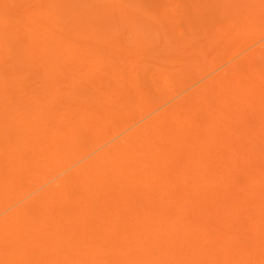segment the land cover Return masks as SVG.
Segmentation results:
<instances>
[{"label": "bare ground", "instance_id": "6f19581e", "mask_svg": "<svg viewBox=\"0 0 264 264\" xmlns=\"http://www.w3.org/2000/svg\"><path fill=\"white\" fill-rule=\"evenodd\" d=\"M171 1L173 2V0ZM133 2L134 1H132V3ZM181 2L182 1H180V3ZM217 2H219V0H217ZM220 2L222 1L220 0ZM250 3L255 9L257 5L256 0L255 3L252 1ZM218 4H216V6ZM222 4L224 6L223 2ZM199 6L201 8V5ZM58 7L60 8L59 5ZM185 7L187 6H184V8ZM256 8L258 9V12H256L259 13L258 16L255 15L254 9H248L249 12H247V9L244 12L239 10L234 11L245 17L244 23H241L243 26L247 23L249 25L248 29L245 27L247 33H244L240 28L244 34L253 31L250 30L253 29V24L249 23L254 22H252L253 19L250 22V17H253L257 21L259 19L258 22L264 23V21H262L264 16L259 12V6ZM250 11H253V14ZM190 12L188 11V13ZM215 13L217 14L216 10ZM233 14L234 20L230 18V21L233 20L236 22L235 19L237 17L235 16H238V14H235V16ZM248 15H250L248 18L250 20L245 22ZM221 17L222 15L220 18ZM239 17L241 18V16H238V18ZM214 18L212 20H214ZM220 18H218L220 22L224 20ZM151 19L153 20V17ZM165 19L167 18L165 17ZM235 22H233L232 26L230 25V29L232 27L236 28L233 26L237 24V22ZM239 22H243V20ZM255 24L258 26L260 23L255 22ZM49 25L51 26L52 23ZM256 25H254V27L258 28ZM166 26L168 25L166 24ZM226 28L227 27L221 30L220 36H223L224 34L222 33L228 30V28L227 30ZM206 29L208 30V28ZM232 30L234 29H231L229 32L231 33ZM256 30L258 31L259 29ZM8 31L11 30L9 29ZM241 31L238 33L239 36H243ZM227 32L226 34L228 36L229 32ZM19 34L21 35V33ZM19 34L17 36L19 40L16 41L17 38L14 37V43L19 42V45H21L23 41H20L22 36H19ZM27 34L24 36L26 37ZM206 34H208V32H206ZM249 34H251V37L252 34L255 35L253 32ZM231 35L233 34L231 33ZM259 35L262 36L260 31ZM191 36H189V38H191ZM233 40L235 39L232 38L230 40L228 38L226 43H231ZM0 42V44L4 45L3 41ZM226 43L224 45H226ZM201 46H203V44H200V47ZM0 48L3 47L0 45ZM9 51L7 50L8 54H14L9 53ZM24 51H26L25 53L28 51L29 53L27 54L30 55L31 50L26 49ZM13 58L15 60L14 56ZM33 59L34 58H32V60ZM115 62H117V59ZM239 62L241 64L240 60ZM21 63V61L19 63L18 59V62H16L17 69V65ZM42 63L43 62L40 64L42 65ZM199 63H196V65ZM172 65L175 64L172 63ZM237 65L238 64H236V66ZM33 66L34 65H32V67ZM145 66H147V64H145L144 67ZM189 66L190 68L192 67L191 63ZM199 66L201 67V65ZM28 67L26 70H28ZM138 67L142 68L141 65H138ZM193 68L194 67H192V69ZM10 69L11 68H9L7 72H9ZM34 69L31 68V70ZM138 69L137 72L143 77L142 75L145 74V72H143L144 69H140L141 72L138 71ZM14 70L16 71L15 67ZM26 70L21 72L23 73L22 79L28 80L31 78L30 73L34 72V74H36V70L33 72L30 70L31 72L29 71V74H27L29 77L26 76V78L24 77ZM93 70L95 69L93 68ZM145 71H147V74L144 77L146 79L144 83L146 81L150 83L152 81L154 82V80L151 81L149 79V68ZM101 72L103 71H98L97 75L93 73V75H95L94 78ZM156 72L153 70V75H156ZM179 73H181V71H179ZM128 76L129 73L126 77ZM137 76L136 74V77ZM147 76L148 78H146ZM90 77V81H93L92 75ZM171 77L172 76L169 78ZM203 77L204 76H202V78ZM138 79L140 80L139 84H141V86H139L142 88L141 91H143V78L141 79L138 77ZM5 81L7 83V80ZM20 83V88L27 87L24 86L25 82L22 84L20 81ZM82 83L81 81L80 84ZM96 83L100 84L104 83V81H97ZM109 83H111V81ZM154 83H156V86L158 84L157 87L154 85L156 88L153 86L154 89H151L152 87L148 89L149 86H152V83L149 84L147 82V84H145V87L146 85H148V87H146L144 91L148 93V90H151V93L146 94L147 99L139 95V97L143 99V102L147 103L146 100H148L147 106L150 101L151 103L154 101L153 104L155 105L160 102L161 98H168V92L166 95H163L161 93L164 91H160L161 93L158 92L159 90L157 91L159 87L162 89V81ZM169 84L165 85L169 87ZM1 85L2 83L0 84V88ZM22 85L24 87H22ZM29 85L28 82V86ZM212 85H214L213 82ZM3 88L6 89V87ZM11 88H14V86H11ZM5 89H1V91ZM81 89L83 91V88ZM204 89L205 88H202L201 90ZM234 89L228 87L227 92L222 94L217 101L214 99L213 95L211 96L214 101L211 100L212 98H210L209 101L207 100V98L209 99V96H207L208 94L203 95L202 99L199 96L198 99H195L196 103L205 102V106L202 104L203 107H200L198 103L199 107H196L197 105L192 107L189 105L191 108L188 107L184 110H181L182 108L179 109V104L177 105V103H179L178 99L177 103L174 101V95H176L174 93L172 94L173 97L167 100L165 99V102L168 103L172 100L176 104L171 103V101V104L168 103L170 104L169 106L164 107V105L162 107L160 105L161 102L159 103L160 110L157 108L160 111L159 113L153 114L157 111L155 109L138 117L134 122L132 118H130L131 122L129 121L128 124L125 120L126 117H124V120H122L123 122H121L123 115L122 117L120 116L119 113L121 109L118 108H122V105L121 107L118 105L117 108L115 106L114 108L117 109L115 110L119 111V113L116 111V113H112V111L108 112V110H106V115L111 114V117L113 116V118H116L115 120H117V123L119 121L121 124L125 122L126 126L130 123L133 124H130L131 126L125 128L121 132H115L112 138L106 142H103V139L98 137L103 144L95 146L92 150L89 148V152L87 153H79L77 155H74V153H77L78 149L71 144V139L64 136L65 132L63 135L62 133L56 135V131L45 129L47 132L44 133V136L46 133H48V135L45 137V140L42 141L40 139L44 131H41L40 128L34 129L32 127L31 130L26 131L19 127L21 123L28 121L27 119L31 122L36 120L37 117L40 116L37 112L33 111L30 115L28 113L25 117H15L11 124L3 125L8 132L7 134L15 143L8 146L6 143L8 135L3 136L2 130L0 129V264H264V148L260 150V147L255 144L247 147L251 148L255 146L253 147L255 149L252 150L251 148L246 150L243 145L239 144V142L242 143L246 138H249L246 134L247 131L246 129V133L242 131L241 124L243 122L240 124V122L233 121L236 112L233 113L234 115H228L229 111L226 112L225 110L230 103L229 101L235 98L233 97L235 96ZM18 90L15 91L16 94ZM19 91L18 96H20L19 99H21L22 95H19ZM144 91L141 94L146 98ZM206 91L208 92V90ZM10 92L12 93V91L8 93ZM157 92L159 93L158 97L160 99L156 97ZM223 92L224 91H222V93ZM8 93L7 95H9ZM88 93H91V91H88ZM239 93L237 91V94ZM69 94V92L67 94L65 93L67 96ZM150 94H152V99L149 97ZM184 94H186V92ZM242 94L244 95V93ZM139 97H137L138 100ZM204 97H206V99H203ZM127 98L129 97L127 96ZM19 99L17 101H19ZM44 99H46V97ZM63 99L65 100V97H62V100ZM132 99L135 103L134 98ZM154 99H157L158 102L156 101L155 103ZM79 101L78 99V102ZM210 101L212 104H210ZM140 102L143 104L142 100ZM140 102L136 103L138 104ZM207 102L210 103L208 104ZM238 102L234 100L233 103L237 105ZM242 102L246 103L244 101ZM12 103L13 102H11V104ZM185 103L188 102L185 101ZM243 103L237 106L240 107ZM93 104L96 105L94 102ZM181 104L183 105V101ZM192 104H194V102H192ZM123 105L127 104L123 103ZM156 105L158 106V104ZM85 106L87 105L85 104ZM138 106L139 104L137 107ZM140 108L142 107L140 106ZM90 110L92 111L93 109ZM138 110L139 107L136 112H133L134 110L131 108L128 109V112L137 114ZM241 110L243 111V109H239L238 113ZM83 111L85 110L83 109ZM93 111L97 112L96 109ZM123 113H125V111ZM100 114L103 113L101 112ZM263 114L264 113H262V116ZM81 115L82 114H80V116ZM84 115L86 114L84 113L83 116ZM103 115H101V118L105 117ZM253 115L250 117L252 118ZM118 116L121 117V119H119ZM134 116L137 115H131V117ZM232 116L234 118H232ZM255 116L256 117L252 119L253 122L256 118H258L257 121L260 122L261 120H259V118L262 116L257 117V114ZM49 117L51 118V116ZM76 117L78 118V116ZM76 117L74 118L76 119ZM56 119L55 116V120ZM75 119H72V122H74ZM91 119L93 120L92 117ZM91 119L89 118V120ZM106 119H108L107 116ZM83 120L84 119L81 121L80 119L79 121L83 124ZM94 121H92L91 124H93ZM84 122V124H86L85 126H87V119ZM99 122L98 125L102 123L101 121ZM116 122H109V124H116ZM69 123H71V121ZM243 124L249 126L247 127L248 131L252 127L250 124L246 125L248 124L247 122ZM135 125H138V127L135 128ZM257 125L258 124H254L253 127H257ZM239 127L241 129V131L239 130L240 132L238 131L240 137L236 135L231 136L229 134L230 129L236 131ZM262 127L263 126H258L257 130L253 128L252 131L258 132L257 135H262L263 133L262 137L264 140V127L263 130L260 131ZM89 129L87 128V130ZM107 129L112 130L110 127ZM106 133L107 135L110 134H108L107 131ZM240 133L245 136L240 135ZM255 133L252 132V134H250V139L251 136H255L253 135ZM91 136L92 135H90V137ZM93 136L96 135L93 133ZM99 136L101 137V135ZM104 136L105 135H103V137ZM84 137L90 139L89 136H82L83 139ZM230 137L232 139H230ZM238 138H240V141ZM83 139L81 141L86 145L85 142L88 141H86L87 139L83 141ZM242 139L244 140L241 141ZM253 140L251 139V142H255ZM259 140L261 139L259 138ZM259 140L256 141L259 143ZM261 143L260 141V144ZM60 144L62 145L61 148H59ZM64 144L68 147H65ZM90 144L93 145V143ZM262 144L261 147L264 145ZM256 146H258V149H256ZM14 149L16 150L15 152H13ZM246 152H249L250 155L253 153L252 157L249 156L251 159ZM66 153L72 160L69 165L65 166V171L63 172L60 170V172L51 173L50 170L54 169L53 167L56 166V164H60L61 155L65 156ZM61 161H63V159ZM66 161L67 163L69 162V160ZM60 166L61 164L59 167ZM44 175H46L45 178ZM58 175L60 176L59 178H57ZM42 176L43 178H41Z\"/></svg>", "mask_w": 264, "mask_h": 264}, {"label": "rangeland", "instance_id": "374dc122", "mask_svg": "<svg viewBox=\"0 0 264 264\" xmlns=\"http://www.w3.org/2000/svg\"><path fill=\"white\" fill-rule=\"evenodd\" d=\"M132 1L134 2L132 3ZM141 1L139 0V3L141 2L139 4L138 0H70V1L69 0H0V41L4 42V45L0 44L1 47H3V48H0V84L2 83L1 88H0V129L2 130L3 136L8 135L7 134L8 132L5 126L3 125L11 124V122H13L15 117H21V116L25 117V115H27L28 113L30 115L34 111V112H37L40 116H38L37 119L33 120L32 122L29 119H27L28 121H26L25 123H21V126H19L21 129L27 131V130H31L32 127L34 129L40 128L41 131H44L43 133L41 132L42 135H41L40 140L42 141L45 140V137H47L48 135V133H46L44 136V133L47 132L45 129L56 131L57 132L56 135H58L59 133H62L63 135V133L65 132L64 136L66 138L71 139L70 140L71 144L76 146L75 148L78 149L77 153H74V155H77L79 153H87L89 152V148L90 150H92V148H94L95 146H99L100 144H103V142H106L107 140L112 138L115 132L116 133L121 132L125 128L131 126L130 124H133V123H130L128 126H126L125 122L121 124V122H123L122 120H124L123 119L124 117H126L125 120L127 121L126 123L128 124L130 121V118H132L134 122V120L137 119L138 117L144 114H147L150 111H153L155 109L157 111H155L153 114H156L157 112L159 113L160 105L162 107L164 105H165L164 107H167L171 103L173 104L175 102L177 103L178 100H179V103H177V105L179 104V107H180L179 109L182 108L181 110L188 108L189 105L191 107L194 105H197L196 107H199L198 103L200 107H203L205 106V102L196 103L195 99H198L199 96L202 99L203 95L208 94L207 95L209 96V99L207 98L208 101L210 100V98H212L211 95H213L214 99H216L217 101L218 98L222 96V94H225L227 92L228 87L229 88L231 87L233 89L235 88L234 89L235 96H233L235 98L232 99L233 101L232 100L229 101L230 103L227 105L228 107H226L225 109L226 112L229 111L228 115L229 114L234 115L233 113L236 112L235 113L236 115H234L235 118L232 116V118H234L233 121L240 122V124L242 122L243 123L247 122L248 124L246 125H249V124L251 125V123L253 122L252 119L253 117L254 118L256 117L255 116L256 114H257V117L262 116V113H264V109H263L264 108V98H263L264 97V86H263L264 84V28H263L264 25L263 24L264 23L258 22L259 21L258 18H257L258 19L257 21L253 17H250V15H248V17L246 18L247 20H245V22H248L250 19H251L250 22L252 21V19H253L252 22H254V23H249V24H253V26L250 25L253 27V29H250V30H253V31L249 30L250 32H248V34L251 32L255 33V35L252 34V37H251V34H249L248 36V34H244L245 32L247 33V30L245 27H247L248 29L249 27L248 23L245 24L244 26L243 24H241V23H244L245 17L242 16L241 14H238V12L237 13L234 12L237 10L244 12L246 11V9H247V12H249V10L254 9V7L252 6L250 2L252 1L255 3V0H248V1L246 0H226V1L221 0L224 3V6L222 2H220V0L219 2H217V0H212V1L211 0H194L195 4L193 0H176L177 2L175 0H173V2L171 0H157V1L141 0ZM180 1L182 2L180 3ZM155 2H158V3H155ZM216 4H218L217 5L218 7L216 6ZM256 4H257L256 7L259 6L260 8L259 12L262 13V16H264V0H256ZM58 5L60 6V8L58 7ZM199 5H201V8ZM184 6H187V7L184 8ZM150 7L154 9H151ZM256 7L253 10L254 13L258 12V9ZM215 10L217 14L215 13ZM188 11L189 12L191 11V12L188 13ZM232 11L236 15L238 14V16H241V18L240 17L238 18V16H235V14H233ZM253 11H250V12L253 14ZM203 13H206V14H203ZM231 13L235 17H237L235 19L237 24L233 25L236 28H233V27L231 28V29H234L232 30L233 32L231 31L233 35H231V33L229 32L231 30L229 28L230 25L232 26L233 22H235L233 21L234 18ZM258 14L259 13H256L255 15L258 16ZM55 15L56 16L59 15V16L56 17ZM221 15L222 17L220 18ZM152 17H153V20L151 19ZM165 17L167 19H165ZM249 17L250 19H248ZM155 18H156V21H159V22H156ZM213 18L214 20H212ZM218 18L224 19L226 22L224 20L220 22ZM230 18L231 19L233 18V20L230 21ZM263 19L262 21H264ZM240 20H243V22H239ZM255 22L260 23V24H258L257 26ZM51 23L52 25L50 26L49 24ZM166 24L168 26H166ZM239 24H241L242 26ZM254 25H256L258 28H255ZM52 26L55 28H53ZM225 27H227L228 30L230 29L228 31L226 28V30L229 32L228 36L226 34L227 31L225 32V30H224L225 33H222L224 35L220 36L221 35L220 33L222 32L221 30L225 29ZM206 28H208V30ZM240 28L241 30H243L244 33L240 30ZM9 29L11 31H8ZM216 29L218 30V32ZM256 29H259V30L257 31ZM240 31H241V34H243V36L238 35ZM254 31H257V32H254ZM259 31L262 36L259 35ZM206 32H208V34H206ZM19 33H21V35ZM18 34L19 36H22L21 38L20 37L19 38L21 39L20 41H23L22 42L23 47H22L21 42H20L21 45H19V42L18 43L16 42L17 45L16 43H14L15 38H17ZM26 34H27L26 36L27 38L24 36ZM189 36H191V38H189ZM228 38L230 40L234 38L235 40L231 41V43L229 42L226 43V40ZM18 40L19 39L17 38L16 41ZM225 43L226 45H224ZM182 44H183V47H182ZM200 44L201 45L203 44V46L200 47ZM207 46L209 47V49L211 48L210 51ZM26 49L31 50L30 55L27 54L29 53L28 51L27 53H25L26 51L24 50ZM7 50L13 51V52L9 51V53H12V54L14 53V54L13 55L8 54ZM171 50L174 52H172ZM5 56L8 58H6ZM13 56L15 57L16 62H18V59H19V63L20 61L22 62L21 64L17 65L18 69L16 68V62ZM32 58L34 59L32 60ZM116 59H117V62H115ZM31 60L32 62L33 61L34 62L37 61V62L32 63ZM118 60H119V63H118ZM156 60H159V61H156ZM239 60L241 61V64ZM29 62H31L32 64ZM41 62H43L42 65L40 64ZM172 63H174L175 65H172ZM190 63L192 67H194L193 69L192 67L190 68L189 66ZM196 63H199V64L196 65ZM145 64H147L148 67L147 66L144 67ZM236 64H238L239 66L238 65L236 66ZM32 65L34 66L32 67ZM138 65H141L142 68L138 67ZM199 65H201V67ZM26 66L27 67L29 66L28 70H26L27 68ZM14 67L17 72L14 70ZM30 67L32 69L34 68L35 69L31 70ZM9 68L11 69L9 72H7ZM93 68L95 70H93ZM147 68H149L148 76L151 81L154 80V82H157V83L162 81L163 83V85H161L162 89L159 87L157 91L159 90L158 91L159 93L164 91L165 93L164 92L161 93L163 95H166V93L168 92L167 93L168 98L163 97L164 100L163 98H161L160 102H158L157 99H154L155 103L156 101L158 102L156 103L158 104V106L156 104H155L156 106L153 104L154 103L153 100H152L153 103H151L150 101L149 105L147 106L148 100H146L147 103H145L143 102V99L139 97V95H141V97H144V99H147L146 94L151 93L150 92L151 90H148V93L144 91V89L148 87V85H146L145 87V84H147V82L149 84L152 83V86H149L148 89L150 87H152L151 89H154L153 86L154 85L156 86V83H154L153 81L151 83L149 81H146L144 83V80H146L144 77L147 74V71L145 70H147ZM57 69L60 71H58ZM137 69L138 71H140V69H144L143 72H145V74L142 75L143 77H141V74L137 72ZM24 70H26V72L24 73V77L26 76L29 77V75L27 74H29L30 70L32 72L36 70L35 72L36 74H34V72L30 73L31 78H29L28 80L22 79L23 73L21 72ZM100 70H102L103 72L99 73L98 76L94 78L95 75H93V73L97 75L98 71L100 72ZM153 70L155 72L157 71L156 75H153L152 73ZM179 71H181V73H179ZM128 73H129V76L126 77ZM242 73H243V76H242ZM136 74L138 75L137 77H136ZM91 75H92L93 81H90ZM4 76H5V80H7V83L4 80ZM101 76L102 77L104 76V77L102 78ZM148 76L146 78H148ZM168 76L169 77L172 76L173 79L172 77L169 78ZM202 76L204 77L202 78ZM138 77H140L141 79L143 78L142 79L143 82L142 80L141 82L142 84H144L142 87H143L144 94L146 95V98L145 96H143V94H141L143 93V91H141L142 88L140 87L141 84H139L140 80L138 79ZM7 78H9L10 80ZM102 80L104 81L105 84L96 83L97 81L101 82ZM20 81L22 82V84L25 82L24 86H27V87H24L22 85V87H24L25 89L20 88L21 87ZM81 81L83 82L82 84H80ZM108 81L109 82L111 81L112 88H111V83H109ZM28 82L30 84L29 86H28ZM212 82L214 83V85H212ZM219 82H220V85H219ZM165 84H169L168 85L169 87H167V85ZM2 86L6 87V89L3 88ZM11 86H14V88H11ZM201 87L208 90V92L205 89L201 90L202 89ZM7 88H8V92L12 91L13 94L11 92L8 93ZM18 88L20 91L18 90ZM81 88H83V91ZM1 89H5V90L1 91ZM35 89L38 91L39 94L37 93ZM16 90L19 91V95H22L21 99H19L20 96H18V91L16 94L15 92ZM88 91H91V93H88ZM222 91L224 92L222 93ZM237 91L238 93L239 92L240 93L237 94ZM68 92L70 94L68 96L65 95V93L67 94ZM158 92L156 93L157 95L156 97H158L159 95ZM185 92L186 94H184ZM217 92H218V95H217ZM7 93L9 95H7ZM174 93L176 94L174 95L175 102L171 100L172 101V102L170 101L171 103L168 102L170 104L166 103L165 99L166 100L170 99L171 97H173L172 94ZM242 93H244V95ZM152 94H153V91H152ZM152 94H150L151 96L149 95L150 99H152ZM126 95L129 98H127ZM61 96L65 97V100L64 99L62 100ZM87 96H88V99H87ZM45 97L46 99H44ZM100 97H101V100H100ZM137 97H139V100L137 99ZM132 98H134L135 103L133 102ZM18 99L19 101H17ZM78 99L80 100L79 102H78ZM158 99L160 98L158 97ZM203 99H206V97H204ZM141 100L143 104L140 102ZM211 100H213V98ZM234 100L236 102L239 101L237 105L243 103L242 101L246 103H243L242 105H240V107H238L235 103H233ZM180 101L181 103L183 101V105L184 104L186 105L183 106L180 103ZM185 101L188 103H185ZM11 102L13 103L11 104ZM93 102L96 103L97 106L98 105L99 106L97 107L95 104H93ZM136 102L141 103V104L138 103L139 110L137 111V114L133 113V112H136V110L138 109L137 107L138 104ZM192 102H194V104H192ZM210 102H207V103L209 104ZM123 103L127 105H123ZM159 103L161 104L159 105ZM85 104L90 108L85 106ZM151 104H153L155 108ZM210 104H212V102ZM118 105L119 107H121L122 105V108H118V109H121L120 113L119 111H116L117 110L116 108L118 107ZM115 106L116 108H114ZM124 106L127 108H125ZM140 106L143 109L140 108ZM259 107L260 108L262 107V108L260 109ZM80 108L81 109L83 108L85 111H83V109L81 110ZM131 108L132 110H134L131 113L137 116L131 117V115L133 116V114L128 112V109H131ZM90 109H93V110L96 109L97 112L93 110L91 111ZM239 109H243V111L241 110L238 113ZM106 110H108V112L112 111V113L116 111L117 113L120 114L121 117L123 115L122 119L121 117L118 116L119 119H121V122L117 118L118 121L120 122V123L119 122L117 123L116 122L117 120H115L116 118H113V116L111 117V114L106 115ZM124 111L125 113H123ZM99 112L100 113L102 112L104 115L100 114ZM79 113L82 115L80 116ZM84 113L86 115L83 116ZM250 113L252 115L254 114L252 118L250 117L252 116ZM101 115L105 117L101 118ZM49 116H51V118ZM55 116L57 118L56 119L57 121L55 120ZM76 116L80 118L78 119ZM106 116L108 117V119H106ZM74 117H76V119ZM91 117L93 118V120L91 119ZM262 117L259 118V120H261L260 122L257 121L258 118H256V120L251 125L252 126L251 129L249 128L250 129L249 131L247 130L248 129L247 127L249 126H245V124L243 123L241 124L242 131H245L246 129L247 133L246 131L245 133L247 134V136H249V138H246V140H244L245 138L242 139L241 141L244 140V142L242 143L239 142V144L243 145V147H245L246 150L247 149L249 150L251 148L252 150L255 149L253 148L255 146L251 148H247L249 145L252 146L255 144L260 147L259 148L260 150H263L264 148V145H263L264 140L262 137L263 133L262 135H259V134L257 135L258 132L255 131L256 132L255 133L254 131H252L253 128H256L257 130L258 126L264 127V114ZM89 118L92 121L95 120L93 124H91L92 121L89 120ZM72 119H75L74 122H72ZM80 119L81 121L82 119H84L83 124L82 122L79 121ZM86 119H87L86 123L88 124L87 125L88 127L85 126L86 124H84L85 123L84 121H86ZM70 121L71 123H69ZM99 121H101L102 123L98 125V123H100ZM105 121L106 122L108 121L106 125L107 127L105 126V123H106ZM113 121H115L116 124L115 123L109 124V122H113ZM254 124H258L257 127H253ZM101 125H102V128H101ZM86 127L88 129L90 128L91 130L90 129H89L90 131L87 130ZM109 127L112 130L110 129L108 130L107 128ZM134 127L136 128L138 127V125H135ZM240 127L236 131L230 129L229 134L231 136L236 135L237 137H240L239 136V132L241 131ZM263 127L261 128L260 131L263 130ZM71 129H73L74 131ZM105 130L108 132V134L109 133L110 134L107 135ZM252 132L255 133L253 135H255L256 137L251 136V139L253 140L255 138L253 140L255 142H251V139H250V134H252ZM93 133L94 135L96 136L98 135V136L97 137L93 136ZM78 135L81 139L78 137ZM81 135L89 136V137L90 135L92 136L90 137V139L87 137L86 138L84 137L83 139ZM99 135H101V137ZM103 135H105L104 136L105 139ZM240 135H244V134L240 133ZM98 137L103 139V142ZM94 138L97 140H95ZM259 138L261 140H259ZM11 139L12 138L9 137L8 135L6 138V143L8 144V146H11L15 143V141L13 142ZM82 139L83 141L87 139L86 141L88 142H85L86 145H84V142L81 141ZM230 139L232 138L230 137ZM239 139L240 138H238V140ZM256 140L257 141L259 140V143ZM260 141L263 143V144L261 143L263 145L262 147H261ZM90 143H93V145ZM61 146L62 145L60 144L59 148H61ZM64 146L68 147L65 144ZM258 146H256V149H258L257 148ZM15 151L16 150L14 149L13 152ZM246 153L248 157L249 156L252 157L253 155V153L252 155H250L249 152H246ZM62 159L63 161H61ZM66 160H69V162L67 163ZM71 160L72 158L68 156L67 153L65 154V156L61 155V159L59 162L61 166L59 167L60 164H56V166L53 167L54 169H51L50 172L55 173L57 171L60 172V170L64 172L65 166L69 165ZM62 167L64 170L62 169ZM46 175H44V178ZM59 177L60 176L58 175L57 178ZM41 178H43V176Z\"/></svg>", "mask_w": 264, "mask_h": 264}]
</instances>
